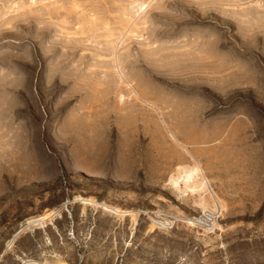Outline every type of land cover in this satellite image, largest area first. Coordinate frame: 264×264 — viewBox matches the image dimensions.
I'll use <instances>...</instances> for the list:
<instances>
[{
  "label": "rangeland",
  "instance_id": "374dc122",
  "mask_svg": "<svg viewBox=\"0 0 264 264\" xmlns=\"http://www.w3.org/2000/svg\"><path fill=\"white\" fill-rule=\"evenodd\" d=\"M0 264H264V0H0Z\"/></svg>",
  "mask_w": 264,
  "mask_h": 264
},
{
  "label": "built area",
  "instance_id": "2783aa9c",
  "mask_svg": "<svg viewBox=\"0 0 264 264\" xmlns=\"http://www.w3.org/2000/svg\"><path fill=\"white\" fill-rule=\"evenodd\" d=\"M211 214L212 215H208V214L201 215L198 218H195V220H196V222L201 223L202 225L206 226L208 230H210L211 229V223L210 222H212V220L215 217L214 213H211ZM170 223H171V221L168 219H165L164 221L157 220V224L160 225L161 227L168 226V225H170Z\"/></svg>",
  "mask_w": 264,
  "mask_h": 264
},
{
  "label": "bare ground",
  "instance_id": "6f19581e",
  "mask_svg": "<svg viewBox=\"0 0 264 264\" xmlns=\"http://www.w3.org/2000/svg\"><path fill=\"white\" fill-rule=\"evenodd\" d=\"M197 171L198 169L195 167L191 170H188V171H184V177H183V180L185 183H191L192 179H193V176L194 175H197ZM177 182V181H176ZM193 183V182H192ZM191 183V184H192ZM178 184V183H177ZM187 187V186H186ZM193 187H191V185H188V189H192ZM115 208V207H114ZM113 209V208H112ZM120 211V210H119ZM118 211V212H119Z\"/></svg>",
  "mask_w": 264,
  "mask_h": 264
}]
</instances>
